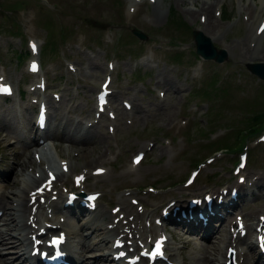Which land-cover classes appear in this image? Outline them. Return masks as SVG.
<instances>
[{
  "label": "rangeland",
  "instance_id": "rangeland-1",
  "mask_svg": "<svg viewBox=\"0 0 264 264\" xmlns=\"http://www.w3.org/2000/svg\"><path fill=\"white\" fill-rule=\"evenodd\" d=\"M156 1L0 0V75L22 92L23 80L30 86L35 78L28 73V62L39 58L46 48L48 56L42 75L47 78L50 67L58 68L69 84L62 86L63 90L67 89L64 104L74 105L78 120L79 115L87 116L93 110L90 120L100 121L95 126L100 142L88 140L91 130L84 121L80 132L68 131L61 125L56 129L52 140L58 146L49 153L59 168L62 163L69 170L65 178V173H60L62 179L57 183L64 195L63 184L67 180L66 187L69 183L76 184L75 177L87 170L86 190L96 191L102 197L98 212L103 209L107 219L111 218L112 222L114 217L121 225L125 212L118 206L119 201L122 197L129 198L144 213L142 220L146 228L153 222L164 233L172 223L163 216L164 207L183 195L186 199L181 205H186L191 190L183 182L198 163L208 160L204 171L215 175V183L204 185V190L223 195H226L223 190H227L226 197L230 200V187L239 184L233 168L239 162V154L247 152L246 175L249 174L252 185L240 184L241 197L233 218L243 215L242 222L251 224L256 219L247 215L257 212L259 217L264 213V167L261 165L264 162V82L253 76L247 65L264 63V28H260L264 0L215 3L213 31L206 36L218 50L228 52V61L223 64L203 62L196 55L192 33L195 30L204 33L206 27L202 18L193 19L188 12H197L201 9L199 4L197 8L192 1L184 4L180 0ZM158 11L162 19L156 18ZM134 29L142 31L148 40L135 39ZM73 47L83 54L71 56L78 53ZM83 55L101 65L103 73L92 71L89 61L79 64L77 58L81 62ZM110 65L115 66L112 86L115 97L111 99L110 109L97 119L95 113L99 106L95 96L111 70ZM49 78L53 79L51 74ZM59 88H49L46 94L61 96L63 90ZM5 100L0 103V172L3 171L0 181L6 183L5 180L16 178L11 182L16 183L11 187L15 189L11 194L7 192L14 197L27 185V192L35 188L47 177L49 168L44 162L43 167L35 162V172L27 166L25 169L29 171L19 169L18 163L32 159V156H23V148L15 144L19 142V131L18 134L14 131L17 129L15 109L22 107V101L17 95L7 99L8 104ZM124 102L131 106L130 110L126 111ZM4 105L10 109L8 114L4 112ZM215 131L218 136L226 132L227 135L220 141L209 142ZM80 136H85L81 146L75 143ZM14 145L19 148H12ZM138 146L142 150H136ZM140 153L144 154L142 163H133L134 156ZM33 157L38 160L35 153ZM38 175L39 181L31 186L32 178ZM149 213H152L150 217ZM179 216L180 211L176 217ZM170 228L173 232L169 235L167 255L171 260L184 258L185 264H190L196 255L192 252L193 245L186 250L185 242L179 238L183 228ZM127 241L137 244L135 239H124L126 245ZM142 241L139 239L138 244L142 245ZM95 249L88 252L98 251Z\"/></svg>",
  "mask_w": 264,
  "mask_h": 264
},
{
  "label": "bare ground",
  "instance_id": "bare-ground-1",
  "mask_svg": "<svg viewBox=\"0 0 264 264\" xmlns=\"http://www.w3.org/2000/svg\"><path fill=\"white\" fill-rule=\"evenodd\" d=\"M181 1V4H184V3H186V2H189V1H192V4H193V6L194 7H197L198 8V5L197 4H199L200 6H201V9H199L198 8V11L197 12H194V11H189L188 12V14H189V16L191 17V18H193V19H197V18H202L203 19V24H204V26L206 27V30H204L203 32L208 36L209 34H212V28H213V17H214V15H213V13H214V5H215V3L217 2V1H219V0H180ZM157 1L156 0H154V3H156ZM158 4V3H157ZM248 11V10H247ZM251 14V13H250ZM162 13H161V11H158L157 13H156V18L157 19H162ZM252 17V16H251ZM253 18V17H252ZM215 20V19H214ZM263 26H264V23H263ZM204 27V28H205ZM258 52V50L256 49L255 50V52ZM254 52V53H255ZM245 55H247V53L245 54ZM93 62V61H92ZM80 63H82V62H80ZM89 65V64H88ZM88 67V66H87ZM93 67H94V69L95 70H101V71H103V69H102V66L101 65H98L97 63L94 65L93 64ZM84 69H85V67H84ZM84 72H86V70L84 71ZM90 72V71H89ZM92 73V72H91ZM161 75H162V73H161ZM162 78H163V76H162ZM161 81V80H160ZM168 83H171V82H169L168 81ZM166 85V84H165ZM172 87V86H171ZM170 88V87H169ZM168 89V88H167ZM115 97V96H114ZM120 105H122L121 103H120ZM115 107V106H114ZM119 107V106H118ZM115 109V108H114ZM124 109V108H123ZM89 111V110H88ZM127 111V110H126ZM135 111V110H134ZM124 112V111H123ZM87 113H89V112H87ZM86 113V114H87ZM130 113V112H129ZM126 115V114H125ZM134 116H136L135 114H133ZM5 120V119H4ZM58 122V121H57ZM6 123V122H5ZM1 126V125H0ZM11 126V125H10ZM9 126V127H10ZM8 127V126H7ZM65 129V128H64ZM92 130V129H91ZM4 135V134H3ZM31 135V134H30ZM100 133H98V132H96V130H92L91 131V134H90V136H89V138H88V140H95V139H97V142H100ZM87 136V135H86ZM67 139V138H66ZM71 139V138H70ZM78 140V139H77ZM84 142V141H83ZM79 151H81V149H78ZM29 153V152H28ZM37 153V152H36ZM31 153H29L26 157L28 158V157H30V156H32V159H27V162H23L22 161V163H18V164H20L19 165V169H21V170H24L25 169V166H27V167H30V168H32L33 170H34V167H36L37 166V164H35V166H34V163H35V160L33 159V155H30ZM44 155L46 156V160H48L49 161V163H51L52 164V161H51V156H50V153H48V151L46 150L45 151V153H44ZM37 159V158H36ZM99 160V159H98ZM97 160V161H98ZM101 160V159H100ZM99 160V161H100ZM98 161V162H99ZM28 163V164H27ZM39 163L40 164H38L39 165V167H41L42 165H43V163H42V161L40 162L39 161ZM88 163H90V162H88ZM27 164V165H26ZM93 164V163H92ZM97 164V163H96ZM98 165V164H97ZM95 167V166H94ZM45 168V167H44ZM57 168V167H56ZM86 168V167H85ZM52 169H55V166L54 167H52ZM94 169V168H93ZM25 170H28V169H25ZM91 170H92V168H91ZM90 170V171H91ZM131 170V169H130ZM138 170V169H137ZM29 171V170H28ZM44 171V170H43ZM140 171V170H139ZM89 172V171H88ZM23 173V172H22ZM65 173V172H64ZM138 173V172H137ZM44 174V173H43ZM90 174V173H89ZM252 174V173H251ZM177 175V174H176ZM181 175V174H180ZM249 175V174H248ZM247 175V176H248ZM87 176H89L88 174H87ZM91 176V175H90ZM89 176V177H90ZM37 177V176H36ZM60 177H61V175H60ZM125 178V177H124ZM40 179V178H39ZM123 179V178H122ZM128 179V178H127ZM43 180V179H42ZM2 181V180H1ZM38 181V179L37 178H33L32 179V182L31 183H29V184H34L35 182H37ZM87 181V180H86ZM39 183V182H38ZM16 183H11V184H9L8 182H6V183H4V187H12L13 185H15ZM37 184V183H36ZM71 184V183H70ZM88 184V183H87ZM251 184V183H250ZM212 185V184H211ZM247 185V184H246ZM31 186H33V185H31ZM34 187V186H33ZM213 187V186H212ZM88 188V187H87ZM218 189V188H217ZM222 189V188H221ZM30 190V189H29ZM208 190V189H207ZM215 190V189H214ZM224 191V190H223ZM29 192V191H28ZM131 192V191H130ZM129 192V193H130ZM141 192H143V191H141ZM173 192V191H172ZM171 192V193H172ZM30 193V192H29ZM137 193V192H136ZM136 193H134L135 195H136ZM147 193V192H146ZM126 194V193H125ZM133 194V195H134ZM251 194V193H250ZM132 195V196H133ZM166 195V194H165ZM191 195V194H190ZM227 195V194H226ZM253 195V194H252ZM259 195V194H258ZM149 197V196H148ZM163 197V196H162ZM140 198V197H139ZM146 198V197H145ZM37 199H38V197L36 198V201L32 204L31 203V201L33 200V198L27 193V191H26V188H24V189H22V191H19V193L18 194H16L15 195V197L14 198H11L9 195H6L5 193H0V209L1 210H3V213H2V215H3V217H4V221H5V223H4V225H6L7 226V230L8 231H4V230H0V248H4V247H7L6 246V244L9 242V240H8V235H10V234H13V233H11L10 231H12L13 230V228L14 229H16V228H19V229H21L22 231H21V233L20 234H18L17 236H15V239L14 240H12L11 242H12V244L11 245H14V246H16V247H20V256L19 257H22V259H24L26 262H27V255H26V252L24 251V249H25V247L28 245V244H25L24 242H22V240L24 241V240H28V241H30V239H29V236H28V234L31 232V230H32V228H31V226L29 225V224H31L32 222H33V220H37V221H42L43 219H42V217L41 216H43L44 215V213H46L45 212V208H44V206L42 205V204H38L37 203ZM124 201H120L119 202V204L120 205H118V206H120V208L121 209H123L124 211H125V213H126V219H127V222H126V224H132V222H136L137 223V225H138V227H137V230H133L132 231V233L130 234V236L131 237H135V238H141V237H144L145 239H149V238H151V237H155V238H157L158 237V235H159V233H160V228L157 226V225H152V226H150L148 229L147 228H145V226L143 225V224H145V222H144V219H143V222H141L140 224L138 223V221H137V219L138 218H142V215L144 214L143 212V214L142 213H140V212H138V209H137V207L131 202V200H129V198H128V200H126V198L124 197V198H122ZM147 199V198H146ZM15 201L16 202V204H17V208H16V210L15 211H7L6 210V207H8L9 206V203L11 202V201ZM67 200V198H65V201ZM169 200V199H168ZM146 201V200H145ZM161 201V200H160ZM50 202H52V204H51V208L53 209V211L54 210H56V209H59V208H61V207H63V208H65V209H67L68 208V206H66V204H65V202L63 203V204H60V203H57L56 201H53V197H51L50 198ZM77 202V201H76ZM150 202V201H149ZM169 203V202H168ZM150 204H152L151 202H150ZM156 204V203H155ZM238 204V203H237ZM234 205V204H233ZM233 205L231 206V208L233 207ZM57 207V208H56ZM174 207H176V205H174L173 206V208ZM54 208H56V209H54ZM155 208V207H154ZM153 208V209H154ZM159 208V207H158ZM36 209V210H35ZM38 209V210H37ZM140 211V210H139ZM145 211V210H144ZM162 211V210H161ZM119 212V211H118ZM148 212H150L149 210H148ZM33 213H37V214H33ZM90 213H93V212H90ZM120 213H122V212H120ZM146 213V212H145ZM157 213V212H156ZM159 213V212H158ZM257 212H253L252 214H249V215H247L248 217H255L256 218V216H255V214H256ZM260 213V212H259ZM97 215H92L91 216V220H93V222L92 223H90V222H88L87 224H86V226L90 229V230H92V231H94V232H97V231H99L100 232V235H102L103 237H102V239H101V241L99 242L100 243V245H104V244H107L108 243V241H109V239H111V237L113 236V235H118L119 237H122V238H126V236L127 235H129V234H126L122 229H121V226H122V224H121V226H119V225H117V224H115L113 221L111 222V220L110 221H108V222H106V223H103L102 221V223L103 224H95V222H97V221H99V219H101L102 217H104L105 216V214H103V213H101V212H98V213H96ZM152 213H149V217H150V215H151ZM262 214V213H261ZM260 214V215H261ZM125 215V214H124ZM123 215V216H124ZM231 215V213H227L225 216H222V219H224L223 221H222V223H221V226H223V228L224 227H230V226H232L233 225V222H232V217L230 216ZM258 215V214H257ZM119 216V215H118ZM145 216H147V214L145 215ZM243 216V215H242ZM125 217V216H124ZM147 218V217H146ZM145 218V219H146ZM160 218V217H159ZM105 219H107V216H105ZM121 219V218H120ZM123 219V218H122ZM244 220V219H243ZM45 221H53V216L51 215V214H49V216H48V218L46 219L45 218ZM153 221V220H152ZM252 221V220H251ZM29 222V223H28ZM147 222V221H146ZM120 223H121V221H120ZM119 223V224H120ZM154 223H155V221H154ZM262 223V221H258L257 222V226H259L260 224ZM148 224V223H147ZM157 224V223H156ZM163 224V223H162ZM166 224V223H165ZM164 224V225H165ZM256 225L255 224H253V225H251V226H249V231H248V234L251 232V234H254L255 232H257V227H256ZM140 226H143V231H139V228H140ZM162 227V226H161ZM164 227V226H163ZM72 235V232H68V237L69 236H71ZM178 235V234H177ZM176 235V236H177ZM250 237V236H249ZM249 237H246V239L247 238H249ZM182 238L183 239H185L187 242H190V238L188 237V236H186V235H182ZM141 240V239H140ZM21 241V242H20ZM221 241H223V239L222 238H220V240H219V242H221ZM128 242V241H127ZM143 242V241H142ZM219 242H218V244H212V245H206V249H207V251L209 252V250H213V251H215V253H217V251H218V249H219ZM140 244V243H139ZM250 244H253V242L251 241V243ZM85 245V244H84ZM135 245V244H134ZM142 245H144V244H142ZM141 245V246H142ZM149 245H151V243L149 244ZM89 247L91 246V245H88ZM65 248H66V250L68 251V256L70 257V258H72L73 260H74V257H75V254H76V247H74V246H70V245H66L65 246ZM135 249H139L138 247H128V248H124L123 250H127V252H131V251H133V250H135ZM90 250V249H89ZM94 250V249H93ZM118 250H121V249H118ZM210 254H211V252H210ZM168 256H169V254H168ZM174 257V256H173ZM13 258V257H12ZM103 258H109L110 260H111V262L112 263H114V264H117L118 263V261L119 260H115V259H113L112 258V255H111V253H110V250H109V252H108V255H105V256H103ZM175 258V257H174ZM195 258V257H194ZM145 260H146V258L145 257H143V256H140L138 259H137V261H136V264H138V263H140V262H145ZM213 260H215V259H213ZM1 261H2V258H0V264H1ZM75 261V263H76V260H74ZM33 264H36L37 263V259L36 258H33ZM207 262H210V257H205V258H203L202 259V264L203 263H207ZM77 264V263H76ZM141 264H143V263H141Z\"/></svg>",
  "mask_w": 264,
  "mask_h": 264
},
{
  "label": "water",
  "instance_id": "water-1",
  "mask_svg": "<svg viewBox=\"0 0 264 264\" xmlns=\"http://www.w3.org/2000/svg\"><path fill=\"white\" fill-rule=\"evenodd\" d=\"M196 38H197V41L199 44V54L206 56L208 53V50L211 51L210 54L212 52H213L212 54H215V50L212 49V46H211L210 41L208 39L204 38L201 34H196ZM252 69L254 72L256 71L255 73H257L258 75H260L264 78V66H255V67H252Z\"/></svg>",
  "mask_w": 264,
  "mask_h": 264
},
{
  "label": "trees",
  "instance_id": "trees-1",
  "mask_svg": "<svg viewBox=\"0 0 264 264\" xmlns=\"http://www.w3.org/2000/svg\"><path fill=\"white\" fill-rule=\"evenodd\" d=\"M177 21H175L176 22V24L178 23V19H176ZM178 25V24H177Z\"/></svg>",
  "mask_w": 264,
  "mask_h": 264
}]
</instances>
